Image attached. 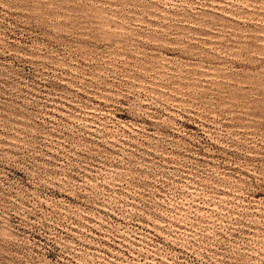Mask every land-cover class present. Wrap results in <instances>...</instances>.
Instances as JSON below:
<instances>
[{
  "label": "rangeland",
  "instance_id": "1",
  "mask_svg": "<svg viewBox=\"0 0 264 264\" xmlns=\"http://www.w3.org/2000/svg\"><path fill=\"white\" fill-rule=\"evenodd\" d=\"M0 264H264V0H0Z\"/></svg>",
  "mask_w": 264,
  "mask_h": 264
}]
</instances>
